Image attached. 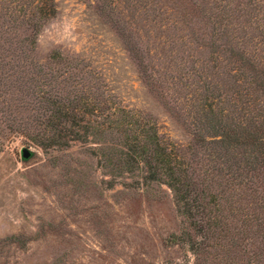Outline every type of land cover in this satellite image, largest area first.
<instances>
[{
	"label": "trees",
	"instance_id": "obj_1",
	"mask_svg": "<svg viewBox=\"0 0 264 264\" xmlns=\"http://www.w3.org/2000/svg\"><path fill=\"white\" fill-rule=\"evenodd\" d=\"M115 1L85 6L188 133L184 150L121 103L85 53L35 56L55 0H0V153L20 136L83 145L110 179L170 189L196 262L264 264V0Z\"/></svg>",
	"mask_w": 264,
	"mask_h": 264
},
{
	"label": "rangeland",
	"instance_id": "obj_2",
	"mask_svg": "<svg viewBox=\"0 0 264 264\" xmlns=\"http://www.w3.org/2000/svg\"><path fill=\"white\" fill-rule=\"evenodd\" d=\"M55 1L54 16L36 36L35 56L43 59L54 47L85 53L121 103L184 150L188 133L146 89L114 32L95 19L85 0ZM22 140L16 137L11 151L0 153V264H200L181 234L191 228L164 183L110 179L78 143L57 149ZM22 146L28 157L21 156ZM204 262L214 264L208 256Z\"/></svg>",
	"mask_w": 264,
	"mask_h": 264
},
{
	"label": "water",
	"instance_id": "obj_3",
	"mask_svg": "<svg viewBox=\"0 0 264 264\" xmlns=\"http://www.w3.org/2000/svg\"><path fill=\"white\" fill-rule=\"evenodd\" d=\"M20 153H21L22 157H28L29 153H30V150L26 146H22L20 148Z\"/></svg>",
	"mask_w": 264,
	"mask_h": 264
}]
</instances>
